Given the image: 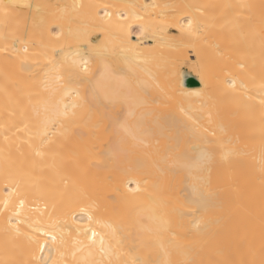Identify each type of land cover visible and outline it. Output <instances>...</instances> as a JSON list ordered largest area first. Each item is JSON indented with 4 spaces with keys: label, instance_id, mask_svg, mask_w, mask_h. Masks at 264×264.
<instances>
[{
    "label": "bare ground",
    "instance_id": "obj_1",
    "mask_svg": "<svg viewBox=\"0 0 264 264\" xmlns=\"http://www.w3.org/2000/svg\"><path fill=\"white\" fill-rule=\"evenodd\" d=\"M0 49V264H264V0H0Z\"/></svg>",
    "mask_w": 264,
    "mask_h": 264
},
{
    "label": "snow or ice",
    "instance_id": "obj_2",
    "mask_svg": "<svg viewBox=\"0 0 264 264\" xmlns=\"http://www.w3.org/2000/svg\"><path fill=\"white\" fill-rule=\"evenodd\" d=\"M188 28H189V30L192 29V21H189V22H188ZM0 51H3V49H0ZM24 51L27 52V49L25 48ZM84 70L87 71V66H86V64H85V69H84ZM37 155H42V153H39V152H38ZM17 195H18V197H19L21 194L17 193ZM19 203H20V206L23 207V205H24V199H23V198H20ZM5 207H7V204L5 205ZM17 231H18V230H17ZM53 239H54V238H53Z\"/></svg>",
    "mask_w": 264,
    "mask_h": 264
}]
</instances>
